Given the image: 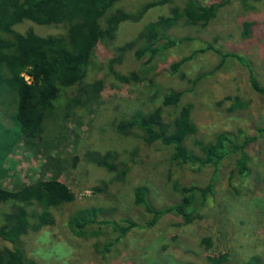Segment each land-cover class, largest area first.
I'll list each match as a JSON object with an SVG mask.
<instances>
[{"label": "rangeland", "instance_id": "374dc122", "mask_svg": "<svg viewBox=\"0 0 264 264\" xmlns=\"http://www.w3.org/2000/svg\"><path fill=\"white\" fill-rule=\"evenodd\" d=\"M149 1L124 0L123 4L138 11ZM167 1L168 4L149 9L139 22L122 23L112 40L97 45L84 84L99 82L102 88L99 98L75 110L74 116L63 125L62 142L53 151V154L57 151L54 169L43 172L44 156L31 151L22 140L3 159L0 187L4 189L24 187L44 176L64 183L74 193L73 203L50 209L54 223L48 226L50 231L55 230L53 239L66 241L72 249L68 264H211L208 258L220 254L227 257L223 264H246L253 256L264 264V131L257 132L264 129V95L251 91L248 72L236 60L242 57L249 62L264 86V0H248V7L241 0H232L206 26L188 25L180 20L167 33L172 39L186 38L183 43L159 48L154 55L146 53L137 59L135 50L140 49V43L135 42L130 48L126 45L134 41L146 24L168 15L172 6L180 7L183 2ZM246 22L252 24V31L243 36L242 25ZM13 29L16 33L33 32L40 37L65 33L62 25H37L30 21ZM183 58H190L180 69L185 79L170 70L173 62ZM131 74H136L140 81L124 83L119 78ZM198 78L192 88L191 81ZM168 91L184 93L180 106L192 105L191 118L200 141L212 143L222 133L236 144L244 138L257 137L246 149L252 170L248 179H239L234 173L236 154L217 168L206 166L198 171L176 168L169 162L170 149L159 144L146 145L136 134L123 136L117 132V121L136 112L152 111ZM235 97L242 106L232 110ZM177 111L167 109L164 118L171 120ZM193 141L190 138L185 145L198 152L192 146ZM109 151L127 164L123 179L89 158L93 153ZM213 179L212 193L198 219L185 224L181 217L167 215L151 228L132 229L106 253L96 251L94 246L116 237L110 225L102 226V234L109 241L104 237H77L68 229L70 215L87 208L100 210L103 218L126 216L133 221H147L149 216L133 204L135 187L146 185L151 203L162 206L179 200L171 182L179 180L206 187ZM102 183L107 188L95 191ZM12 207L0 205V224ZM39 211L31 208L30 212ZM30 221L36 224V218ZM44 227L30 229L21 238L25 264H45L34 255L37 234ZM9 247L0 239V248ZM48 264L63 261L54 258Z\"/></svg>", "mask_w": 264, "mask_h": 264}, {"label": "trees", "instance_id": "16d2710c", "mask_svg": "<svg viewBox=\"0 0 264 264\" xmlns=\"http://www.w3.org/2000/svg\"><path fill=\"white\" fill-rule=\"evenodd\" d=\"M141 2L142 0H138ZM248 0H241L248 7ZM258 1V0H255ZM124 0H0V177L4 175L2 163L17 141L45 158L42 171L55 168L57 151L62 142L63 125L74 116L75 110L97 101L101 92L99 82L85 85L87 66L97 45L104 40H112L119 26L124 22H139L147 11L156 6L168 4L167 0H150L142 4L138 11L129 10ZM232 0H183L182 6H172L168 15L146 24L133 42L140 43L135 50L137 59L148 53L154 55L159 49H166L183 43L186 38L172 39L168 31L178 21L184 20L193 26H206L217 13ZM30 21L37 25H62L64 35L40 37L33 32L16 33L14 26ZM251 28V29H250ZM252 24L243 23L242 35H249ZM209 49H211L209 47ZM190 58H183L170 65L172 73L185 75L181 67ZM223 59V58H222ZM248 72L251 91L264 95V86L257 79L251 65L242 57H236ZM149 63L150 60H147ZM146 63V62H145ZM121 81L138 82L136 74L120 76ZM199 81L192 80L193 88ZM191 88V89H192ZM76 89L73 93L71 90ZM183 92L168 91L163 94L160 105L147 113L136 112L122 118L115 124L117 132L123 136L136 134L146 145L159 144L170 149L169 162L176 168L188 167L200 170L203 167H219L230 155L236 154L234 173L238 178L252 175L246 149L257 137L244 138L236 144L226 133L219 134L212 143H204L198 138L196 124L192 121L190 103L180 106ZM240 100L235 97L231 109L240 108ZM177 109L171 120L165 119L167 109ZM264 129L257 130L261 133ZM194 138L189 149L185 142ZM93 163L123 179L127 174V164L113 152L93 153L89 157ZM214 179L206 187L195 183L185 184L175 180L172 190L178 195L176 203L155 206L148 198L146 185L133 189V204L149 216L147 221H133L123 216L116 219L103 218L96 208L75 210L67 221L69 231L77 237H104L102 226L110 225L116 237L104 244L96 243L94 249L100 253L110 251L122 237L132 229H148L163 217L174 214L189 224L200 217L207 198L212 193ZM94 188L106 189L105 183ZM74 193L64 183L41 176L34 183L12 189L0 187V205L12 204L11 211L5 213L0 224V239L9 248H0V264H25V254L20 241L30 229L54 223L51 208L73 203ZM31 208L39 212H30ZM36 218V224L30 219ZM208 245L207 240H202ZM211 264L227 261L224 254L208 258ZM246 264H262L256 256Z\"/></svg>", "mask_w": 264, "mask_h": 264}, {"label": "clouds", "instance_id": "9594fccd", "mask_svg": "<svg viewBox=\"0 0 264 264\" xmlns=\"http://www.w3.org/2000/svg\"><path fill=\"white\" fill-rule=\"evenodd\" d=\"M55 230L50 231L48 226L41 229L37 234L36 243L38 245L34 255L48 264L52 259L58 262L63 261V264H68V259L71 257L72 249L68 246L66 241L53 239Z\"/></svg>", "mask_w": 264, "mask_h": 264}]
</instances>
